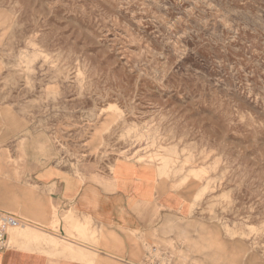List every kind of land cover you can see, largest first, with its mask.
Here are the masks:
<instances>
[{
	"label": "rangeland",
	"instance_id": "obj_1",
	"mask_svg": "<svg viewBox=\"0 0 264 264\" xmlns=\"http://www.w3.org/2000/svg\"><path fill=\"white\" fill-rule=\"evenodd\" d=\"M0 208L51 255L123 258L105 221L127 264H264V0H0Z\"/></svg>",
	"mask_w": 264,
	"mask_h": 264
},
{
	"label": "crops",
	"instance_id": "obj_2",
	"mask_svg": "<svg viewBox=\"0 0 264 264\" xmlns=\"http://www.w3.org/2000/svg\"><path fill=\"white\" fill-rule=\"evenodd\" d=\"M88 191H90V188ZM90 195L87 194V198H89ZM83 199H85V196H83ZM88 207L86 206L83 208H86V212L90 214L91 210ZM101 215L103 217L105 216L104 213H101ZM68 220L69 221H66L69 226H75L81 230L85 229L84 222L76 220L74 216H71ZM102 220L104 221L103 218ZM103 224L107 226L106 229L109 230V232H111V228H114V233L119 238V242H117L114 247L110 246L109 249L117 251L118 254L123 256V258L116 257L115 255L114 259H112L105 252H100L99 254L91 252V255H89L74 249L70 243H68V245L64 244V246L58 248L59 253L56 255H51L49 248L52 246L51 243L53 244V240L49 239V241H44L42 236L37 232L21 227L20 229L13 231L11 237L9 234V242H12L13 245L0 251V264H127L129 256H143L144 248L141 246L144 245V242L138 238L123 236L117 227H112L105 221ZM141 226L143 227L144 225ZM151 244H153V242H151ZM140 251H142V254ZM77 252L78 254H76Z\"/></svg>",
	"mask_w": 264,
	"mask_h": 264
},
{
	"label": "built area",
	"instance_id": "obj_3",
	"mask_svg": "<svg viewBox=\"0 0 264 264\" xmlns=\"http://www.w3.org/2000/svg\"><path fill=\"white\" fill-rule=\"evenodd\" d=\"M23 222L21 217L10 210L0 208V251L10 247L9 230Z\"/></svg>",
	"mask_w": 264,
	"mask_h": 264
},
{
	"label": "bare ground",
	"instance_id": "obj_4",
	"mask_svg": "<svg viewBox=\"0 0 264 264\" xmlns=\"http://www.w3.org/2000/svg\"><path fill=\"white\" fill-rule=\"evenodd\" d=\"M15 227V226H14ZM14 227H12V228H14Z\"/></svg>",
	"mask_w": 264,
	"mask_h": 264
}]
</instances>
